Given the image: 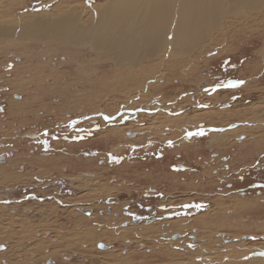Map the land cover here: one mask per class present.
<instances>
[{"label":"rangeland","instance_id":"1","mask_svg":"<svg viewBox=\"0 0 264 264\" xmlns=\"http://www.w3.org/2000/svg\"><path fill=\"white\" fill-rule=\"evenodd\" d=\"M105 1L16 0L11 15ZM263 5L226 12L190 53L101 59L88 77L73 53L0 43V264H253L240 245H264Z\"/></svg>","mask_w":264,"mask_h":264},{"label":"bare ground","instance_id":"2","mask_svg":"<svg viewBox=\"0 0 264 264\" xmlns=\"http://www.w3.org/2000/svg\"><path fill=\"white\" fill-rule=\"evenodd\" d=\"M17 3L16 0H8L7 5L0 4V43L7 49L22 47L19 53L26 59L33 57L22 44L28 41L41 42L44 52L51 50L50 56L57 52L73 53L75 71L88 77L91 69L100 71L96 62L101 59L111 57L117 66L126 64L132 67L166 46L174 56L190 53L193 47L211 35V29L219 26L226 12L238 11L241 7L261 8L259 6L264 4V0H106L91 10L77 4H65L67 7L63 14L54 16L42 12L19 18L12 16ZM81 46H87L92 53L87 66L84 61L87 56L79 49ZM72 47L76 50L71 51ZM46 63L45 59L35 69L34 79L41 76ZM119 75L117 73L114 78L118 80ZM11 84L13 88L17 85L25 87L27 81L16 79ZM12 106H15L14 102ZM25 231L29 234V228ZM240 246L251 250V254L245 256L248 258L246 261L264 264V245L256 248Z\"/></svg>","mask_w":264,"mask_h":264},{"label":"snow or ice","instance_id":"3","mask_svg":"<svg viewBox=\"0 0 264 264\" xmlns=\"http://www.w3.org/2000/svg\"><path fill=\"white\" fill-rule=\"evenodd\" d=\"M243 81H239V82H234V83H230L229 87H237L239 84H242ZM105 119H111V117H105ZM203 131H198V132H195V133H188L189 136H192V135H196V136H200V135H203ZM196 207H200V205H197Z\"/></svg>","mask_w":264,"mask_h":264}]
</instances>
